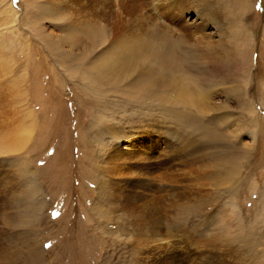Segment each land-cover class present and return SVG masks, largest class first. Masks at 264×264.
I'll return each instance as SVG.
<instances>
[{
	"label": "rangeland",
	"instance_id": "374dc122",
	"mask_svg": "<svg viewBox=\"0 0 264 264\" xmlns=\"http://www.w3.org/2000/svg\"><path fill=\"white\" fill-rule=\"evenodd\" d=\"M118 39L174 56L172 77L92 70ZM0 246L264 264V0H0Z\"/></svg>",
	"mask_w": 264,
	"mask_h": 264
},
{
	"label": "bare ground",
	"instance_id": "6f19581e",
	"mask_svg": "<svg viewBox=\"0 0 264 264\" xmlns=\"http://www.w3.org/2000/svg\"><path fill=\"white\" fill-rule=\"evenodd\" d=\"M86 31H88V30H86ZM89 35L92 36L93 40L99 39V37L96 34V31H93V30L91 32L89 31ZM117 37L119 38V36H117ZM88 38H89V36H88ZM103 40H105V38ZM110 40H112V39H110ZM110 40L108 42H106V44L104 46L105 48H103L104 50L100 51L98 57H96L95 65L92 66V70L99 73V75L103 74L105 76L108 75V77H109V73L110 74L111 73L116 74V73L123 71L124 69L127 70V69L133 68V70H137V72H138L137 74H139L140 76H142L144 78V81L145 80L151 81L152 83L155 84L158 81L163 83L165 80V76L170 75V73H168V72H171L170 69L172 67L176 68L174 65L176 60L174 59V56H172V55H171L172 57L168 56V59H167L164 57L165 53L164 54L160 53V55H159L158 54L159 52L157 53V51H155V50L151 51L152 56L146 55V53H149V52H146L147 49L145 51V48H148L149 43L146 41L143 42L142 39L141 40L138 39V40H140V42H143V43L129 42L126 40L122 41L120 39H118V41H114V43H113ZM101 41H102V39H101ZM138 60H139L140 67L138 66V68L136 69ZM173 78H174V76H173ZM170 81H171L170 84H172L171 89L176 91V96L178 98L189 99V98H192L194 96L196 99L199 100V96L197 97L196 95H192V93L190 92V87L188 86V90H187L186 87H184L183 85L179 84V82L176 81V77H175V79L171 78ZM143 83H145V82L140 83V86ZM124 204L126 205L128 203L125 202ZM0 248H1V246H0ZM0 250H2V253L5 254V252H3V249H0ZM7 250H9V248H7ZM20 252H21V250H20ZM20 252H19V255H20ZM2 253H0V257H2L1 256ZM4 258H6V257L4 256ZM4 258L3 259L0 258V264H5L6 260L4 261ZM10 259L12 260V258H10ZM9 262H10V260H9Z\"/></svg>",
	"mask_w": 264,
	"mask_h": 264
}]
</instances>
